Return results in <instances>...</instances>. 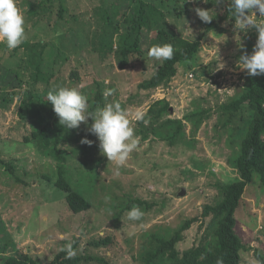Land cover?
Segmentation results:
<instances>
[{"label":"rangeland","instance_id":"374dc122","mask_svg":"<svg viewBox=\"0 0 264 264\" xmlns=\"http://www.w3.org/2000/svg\"><path fill=\"white\" fill-rule=\"evenodd\" d=\"M41 2L18 0L26 21L25 42L44 43V79L41 77L35 88L34 70L25 71L21 86L6 71L9 65L26 62L27 50L19 46L8 51L0 42V88L13 96L10 104H0V260L28 254L39 264H50L62 246L78 238L77 255L97 259L80 264H143L140 255L147 248L151 233L167 236L192 218L199 220L185 232L178 249L184 252L197 246L204 230L203 206L219 200L220 185L239 178L230 165L232 148L218 110L241 93L251 78L237 67V61L244 50L252 53L258 34L253 30L235 38L233 17L222 22L204 36L198 57L190 65H180L168 85L145 91L139 84L150 79L162 61L147 53L143 58L133 57L131 64L121 70L113 52L120 47L121 35L117 32L125 33L124 21L133 15L136 4L130 0H54L51 11L43 17L41 4L38 5ZM147 2L164 9L171 27L189 40L203 34L208 25L198 18L195 9L211 10L214 19L224 5L215 4V0ZM32 5H36L42 20L32 18ZM61 5L67 9L64 18L70 21L62 22L60 29L65 33L56 34L52 24L59 20ZM104 8L114 20L112 26L102 20ZM144 37L142 46L147 52L149 38ZM219 63L224 68L217 70ZM75 73L77 78L72 76ZM49 77L51 81L47 80ZM61 86L80 87L89 99L88 111L98 88L102 92L105 88L114 89V95L104 98L98 108L119 102L128 109L135 134L139 121L134 114L145 115L150 106L162 99L170 103L169 118L182 119L199 107L211 109L212 116L192 139L191 146H170L153 136L146 141L139 137L138 148L119 169V175L115 174L116 164L101 154L98 138L89 131L90 117L87 124L82 123L77 129L74 142L61 147L67 155V170L74 188L91 203L89 210L75 214L69 209L65 194L54 184L56 162L49 151L25 141L35 131L53 124L57 116L46 96L35 114L30 113L32 107L29 112L25 110L29 97L24 93L31 89L35 96L47 95L49 90ZM35 102L38 103L36 98ZM190 129L188 124V137ZM85 137L93 141L91 146L81 144ZM7 164L14 166L13 173ZM183 189L185 194L181 195ZM131 200L145 203L141 221H129V210H122ZM236 217V231L246 247L241 264H258L254 250L264 253V189L259 177L247 187ZM99 240H106L107 244H92Z\"/></svg>","mask_w":264,"mask_h":264},{"label":"trees","instance_id":"16d2710c","mask_svg":"<svg viewBox=\"0 0 264 264\" xmlns=\"http://www.w3.org/2000/svg\"><path fill=\"white\" fill-rule=\"evenodd\" d=\"M130 1L136 4V8L133 10V15L126 16L125 33L117 32V35H121L120 47L113 51L117 57L119 68L124 70L131 64L133 57L143 58L153 45L172 44L175 49L173 59L162 61L152 77L139 84V88L145 91L168 85L177 76L180 65H190L198 57L204 36L216 29L222 22L233 17L228 10V4L224 3L222 13L216 15L211 23H208L204 33L194 40H189L179 35L171 27L165 10L155 3H149L147 0ZM53 2L54 0H42L41 3H38L39 6L41 4V13H49ZM37 9L36 5L31 6L30 11L33 12L31 16L32 18L37 16L39 20H42V16H38ZM66 11L67 9L61 5L58 12L59 20L52 24L53 32L56 34L61 31L60 27L63 21L67 23L70 21L64 18ZM101 17L105 24L113 25L114 20L108 9L104 8ZM73 21L77 22L75 18ZM47 25L50 26L49 22ZM116 26L118 29L119 24L116 23ZM60 33L65 32L61 31ZM146 35L145 40L149 38V47L147 52H144L142 44ZM21 47L27 50V61L18 62L17 66L9 65L6 71L12 73L21 86L25 83V71L34 70L33 88H35L36 84L40 82V78H43L44 43L24 42ZM72 76L78 77L76 73ZM51 78L49 77L47 80L51 81ZM1 90L0 88V104L3 102L1 107H5L6 104L11 103L13 96ZM34 92L28 89L24 93L29 97L25 110L27 109L29 112L32 107L30 112L32 114L37 112L39 102L45 100L46 96V94L35 96L36 92ZM35 98L38 101L37 104ZM103 99V92L98 88L89 112H95ZM170 112L171 106L166 99L156 101L145 114L146 119L150 118V123L145 126L139 121L136 135L143 141L149 140L150 136H153L170 146L179 144L191 146L192 139L212 116L211 109L200 107L192 110L182 119L169 118ZM218 112L222 128L228 134V145L232 148L230 165L237 171L239 178L220 185L219 200L213 205L203 206L201 229L204 228V230L197 246L184 252H180L178 249L179 243L184 240L185 232L199 220L198 218L188 219L167 236L151 233L147 242L148 246L140 255L143 264H216L217 259L220 258L223 259L224 264H241L242 262L241 254L246 250V247L236 231V214L247 187L253 183L255 177L260 178L261 187L264 189V75L251 77L242 92L231 98L229 102L222 104ZM92 123L91 119L90 125ZM188 124L191 126L190 138L186 131ZM47 125L40 131H35L31 137H26L25 141L36 144L44 151H49L56 162L55 186L65 194L66 203L73 213L85 212L91 208V203L74 188L67 170V155L61 148L65 143L74 142L78 130L64 128L60 125L58 117L53 124ZM6 167L10 172H14L13 165L7 164ZM134 205L141 208L145 203L141 200H131L122 207V210H130ZM206 220H208L207 224L203 225ZM72 243L78 251L80 239H74ZM92 244L94 246L106 245L107 241L99 240ZM254 256L258 264H264V253L255 249ZM65 257L66 252L61 251L50 264H80L84 260H97L92 256L76 255L72 259ZM0 264L39 263L28 254H19L2 258Z\"/></svg>","mask_w":264,"mask_h":264},{"label":"clouds","instance_id":"9594fccd","mask_svg":"<svg viewBox=\"0 0 264 264\" xmlns=\"http://www.w3.org/2000/svg\"><path fill=\"white\" fill-rule=\"evenodd\" d=\"M192 2L198 3L199 0ZM204 2L207 3V0ZM224 3L228 4V10L235 20V38L240 39L241 33L247 35L253 30L258 34L252 53L249 54L244 50L237 61V67L250 77L264 75V0H215L217 5ZM195 12L204 23H211L213 20L211 10L197 7ZM26 40V21L23 11L18 6V0H0V42L11 51L17 49ZM241 49H243L242 44ZM174 52L172 44H158L149 49L148 55L156 61H168L173 59ZM223 68L224 64L217 65V70ZM112 95L114 89H104L105 100ZM46 100L53 106L60 125L66 129H79L81 124H87L91 117L93 123L89 131L98 138L101 154L116 164L115 174L119 175V169L127 164L130 155L140 144V138L135 134L128 109L122 107L119 102H109L95 112H89V99L80 87L61 86L51 89L47 92ZM134 117L145 126L150 123V118L146 119L141 112H136ZM81 144L91 146L93 141L85 137L81 140ZM126 215L129 221H141L145 213L138 205H134ZM61 250L66 252V259H72L77 255L72 242L62 246ZM216 264H224L223 259H217Z\"/></svg>","mask_w":264,"mask_h":264},{"label":"water","instance_id":"95a60500","mask_svg":"<svg viewBox=\"0 0 264 264\" xmlns=\"http://www.w3.org/2000/svg\"><path fill=\"white\" fill-rule=\"evenodd\" d=\"M181 195H184L185 194V190L183 189L182 192L180 193Z\"/></svg>","mask_w":264,"mask_h":264}]
</instances>
